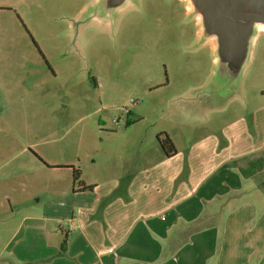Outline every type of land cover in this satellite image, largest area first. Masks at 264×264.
Returning <instances> with one entry per match:
<instances>
[{"label":"crops","instance_id":"0c3cea01","mask_svg":"<svg viewBox=\"0 0 264 264\" xmlns=\"http://www.w3.org/2000/svg\"><path fill=\"white\" fill-rule=\"evenodd\" d=\"M16 7L0 4V160L27 152L36 157L30 167L0 165V234L6 236L0 264H264V104L238 117L226 110L242 92L245 70L233 88L212 71L191 89L193 96H181L188 104L176 109L179 118L191 113L195 123L178 139L166 128L155 136L169 137L171 155L157 140V152L114 149L105 154L110 164H98L91 150H82L84 129L77 146L56 145L64 135L56 136L54 113L63 116L69 106L55 102L54 83L49 96L42 88L69 75L68 62L49 74L39 71L38 52L24 37ZM83 24L74 20L75 36L60 52L53 43L57 51L50 54L35 38L34 47L45 61L80 54ZM40 97L46 98L42 130L49 138L34 142L37 127L30 134L15 123L14 112L2 114L15 103L23 108L19 115L27 108L38 112ZM137 116L123 126L143 122ZM83 160L90 166H79ZM77 167L89 188L74 183ZM23 171L30 172L27 183Z\"/></svg>","mask_w":264,"mask_h":264},{"label":"rangeland","instance_id":"374dc122","mask_svg":"<svg viewBox=\"0 0 264 264\" xmlns=\"http://www.w3.org/2000/svg\"><path fill=\"white\" fill-rule=\"evenodd\" d=\"M99 1L0 0V4L17 6L15 16L24 37L30 41L33 51L38 52L39 71L49 74L53 67L59 68L68 62L69 75H58L55 81L42 88L44 96H49L52 94L51 84L54 83L55 88H59L54 89L55 102L65 101L69 106L68 112L62 111L63 116L54 113L56 136L64 135L56 145L68 148L77 146L78 135H82L84 129L85 145L82 150L86 149L88 154L91 150L98 164H110L111 156L105 157V154L114 149L159 151L155 136L162 128L170 130L176 139L185 133L187 126L195 122L191 120V117L194 118L191 113L179 118L176 109L181 104H188L181 96H189L194 86L205 83L211 72L216 70V65L213 64L209 44L200 47L195 44V23L184 8L190 5L189 1L138 0L135 6L127 8L129 2H126L118 9L116 23H112L111 13H103L100 5L97 6ZM94 6L98 9H94ZM82 7L84 11L79 15ZM96 11L97 15L94 16L91 12ZM75 19L83 21L85 26L81 30V41L84 42L82 52L70 55L67 60L60 57L43 60L34 47L36 44L33 39H38L50 54L57 51L53 48V43H57V52H60L64 43L75 36L76 30L72 27ZM260 28L257 26L254 32L248 62L243 68L242 92L226 107L232 117L248 114L249 110L264 104V35L254 45L256 37L262 34ZM199 34L202 43H205L201 26ZM209 40L214 44L211 38ZM131 98L135 100L134 106H131L133 112L125 115L122 108L130 107ZM39 101L38 112L27 108L23 115H19L18 110L23 108L19 107L21 103H15L5 108L2 114V118H5L9 117L10 111L14 112L15 123L27 127L30 134L32 127H37L38 139H34V142L49 138L46 137L47 132L42 130L48 121L46 112H43L44 106L41 105L45 104L46 98L40 97ZM199 109H196V117L201 113ZM137 115L143 118V122L126 129L124 120L130 117L132 121ZM113 119L118 121V126L114 125ZM179 119L187 125L181 124L178 129L175 127L179 125ZM111 124L118 128L106 129ZM2 128L0 122V136L3 135ZM30 138H34V135ZM51 145L41 143L39 148ZM30 153L0 160V165L20 163L30 167L33 157H36ZM84 163L90 166L84 160L78 165ZM77 169L80 170L79 167ZM30 178V172H22L23 183H27ZM24 194L30 196V190L25 189ZM5 238V235L0 234V246Z\"/></svg>","mask_w":264,"mask_h":264},{"label":"water","instance_id":"95a60500","mask_svg":"<svg viewBox=\"0 0 264 264\" xmlns=\"http://www.w3.org/2000/svg\"><path fill=\"white\" fill-rule=\"evenodd\" d=\"M200 16L201 31L214 41L215 78L234 87L248 62L257 26L264 27V0H188ZM128 0H100L103 13H111ZM94 6V9H98ZM94 16L96 12H91ZM98 14H102L99 12Z\"/></svg>","mask_w":264,"mask_h":264},{"label":"flooded vegetation","instance_id":"af4514ba","mask_svg":"<svg viewBox=\"0 0 264 264\" xmlns=\"http://www.w3.org/2000/svg\"><path fill=\"white\" fill-rule=\"evenodd\" d=\"M188 1V0H187ZM129 4L126 5V8L129 7V6H135L137 3H138V0H128ZM126 3H124L122 6H124ZM122 6L116 8L114 11H113V19H112V23H116L118 21V17H119V12H118V9L121 8ZM188 6V5H187ZM186 5H185V10L187 13H190L191 16L193 17V20H194V23H195V31H194V36H195V44L198 45V47L202 46V45H206V44H210V45H213V43L210 42L209 38H205V43H202V38L200 37V34H199V27L201 26V22H200V16L193 10L192 6L191 8H188ZM200 23V26H198ZM261 30L262 34L258 35L256 37V42H254V45H256L258 43V41L262 38V36L264 35V30L261 26V28L259 29ZM202 33V31H201ZM210 47V50H211V53H212V61H213V64L216 65V61L214 60L215 58V54H214V45L213 47L212 46H209Z\"/></svg>","mask_w":264,"mask_h":264},{"label":"trees","instance_id":"16d2710c","mask_svg":"<svg viewBox=\"0 0 264 264\" xmlns=\"http://www.w3.org/2000/svg\"><path fill=\"white\" fill-rule=\"evenodd\" d=\"M158 143L160 145V147L162 148V150L164 151V153L166 155H171L175 149L173 146V143L171 142V140L169 139V137L165 134L162 133L157 137ZM73 180L74 183H76L78 185L79 188H89L88 186H84L82 181L80 180V171L78 169L74 170L73 173ZM65 244V242H62V247Z\"/></svg>","mask_w":264,"mask_h":264},{"label":"built area","instance_id":"2783aa9c","mask_svg":"<svg viewBox=\"0 0 264 264\" xmlns=\"http://www.w3.org/2000/svg\"><path fill=\"white\" fill-rule=\"evenodd\" d=\"M129 102H130L129 103L130 107L127 106V107L122 108V112L125 113V115L130 113L131 106L135 104V100L131 98ZM113 123L115 126H118V121L116 119H113Z\"/></svg>","mask_w":264,"mask_h":264},{"label":"bare ground","instance_id":"6f19581e","mask_svg":"<svg viewBox=\"0 0 264 264\" xmlns=\"http://www.w3.org/2000/svg\"><path fill=\"white\" fill-rule=\"evenodd\" d=\"M187 1V0H186ZM190 4V3H189ZM188 8H191V5H189V6H187ZM263 28V30H264V27H262Z\"/></svg>","mask_w":264,"mask_h":264}]
</instances>
